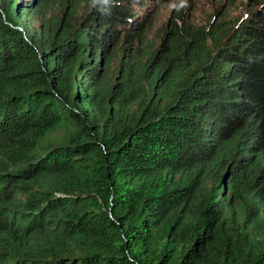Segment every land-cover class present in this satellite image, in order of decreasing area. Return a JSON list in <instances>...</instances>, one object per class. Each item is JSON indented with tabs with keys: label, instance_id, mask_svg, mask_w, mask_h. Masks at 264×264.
Returning a JSON list of instances; mask_svg holds the SVG:
<instances>
[{
	"label": "trees",
	"instance_id": "16d2710c",
	"mask_svg": "<svg viewBox=\"0 0 264 264\" xmlns=\"http://www.w3.org/2000/svg\"><path fill=\"white\" fill-rule=\"evenodd\" d=\"M82 1L0 0V264H264V1Z\"/></svg>",
	"mask_w": 264,
	"mask_h": 264
},
{
	"label": "rangeland",
	"instance_id": "374dc122",
	"mask_svg": "<svg viewBox=\"0 0 264 264\" xmlns=\"http://www.w3.org/2000/svg\"><path fill=\"white\" fill-rule=\"evenodd\" d=\"M264 0H227L225 2L226 9H221L217 13V17L223 18V20L227 21V26L230 28L233 27L239 18H243L245 14L249 12V10L253 7L252 4L255 2L259 4ZM194 10L192 13H189L188 16L192 21H205L208 18H211L214 11L218 9L222 3V0H191ZM84 2L81 0L80 9L79 11L82 12L84 10L83 5ZM86 7V6H85ZM30 11L28 12V16L21 18V22L25 24L29 31L36 32L42 28V12H37L35 10V6L32 5ZM172 9V6L169 4L168 0H158L156 7L149 12V16L153 15L151 19V27L147 29V36L152 39L153 42L159 43L161 38V26L164 24L169 11ZM64 9L57 8L54 10L55 16L60 18L62 16ZM80 12L75 14V17L78 18ZM50 12L48 13L49 16ZM214 19V17H212ZM212 21V20H211ZM142 47V45H132L129 49L130 52H134L136 47ZM148 50L147 47L144 48ZM143 50V49H142ZM156 52V51H155ZM122 54L119 51V48H115L113 53H111L109 63L102 62L101 72L109 74L112 81L117 78L118 70L120 69V62H121ZM231 60L233 57L226 58V60ZM213 68V67H212ZM103 70V71H102ZM208 84V83H206ZM161 103L165 101L164 99H160ZM172 101V98H171ZM212 163L208 165L211 166ZM212 171L217 170L218 168L214 167L211 168Z\"/></svg>",
	"mask_w": 264,
	"mask_h": 264
},
{
	"label": "clouds",
	"instance_id": "9594fccd",
	"mask_svg": "<svg viewBox=\"0 0 264 264\" xmlns=\"http://www.w3.org/2000/svg\"><path fill=\"white\" fill-rule=\"evenodd\" d=\"M169 1V4L173 7V4H174V0H168ZM227 0H222V3H221V5H220V7L218 8V9H222L223 7H225V2H226ZM152 2H155V4H154V7H156V5H157V3H158V0H153ZM218 9H216V10H218ZM215 10V11H216ZM212 16V15H211ZM212 18V17H211Z\"/></svg>",
	"mask_w": 264,
	"mask_h": 264
}]
</instances>
